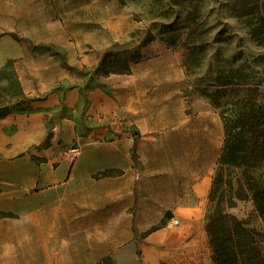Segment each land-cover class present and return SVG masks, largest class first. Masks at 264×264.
<instances>
[{"label": "crops", "instance_id": "obj_1", "mask_svg": "<svg viewBox=\"0 0 264 264\" xmlns=\"http://www.w3.org/2000/svg\"><path fill=\"white\" fill-rule=\"evenodd\" d=\"M111 7L104 24V0H0V69L13 61L32 106L0 117V258L214 264L204 224L213 169L193 162L211 147L206 135L212 145L213 111L198 104L180 51L153 40L128 72L82 91L47 47L74 39L88 51L70 66L97 64L136 28ZM105 170L115 173L95 176Z\"/></svg>", "mask_w": 264, "mask_h": 264}, {"label": "rangeland", "instance_id": "obj_2", "mask_svg": "<svg viewBox=\"0 0 264 264\" xmlns=\"http://www.w3.org/2000/svg\"><path fill=\"white\" fill-rule=\"evenodd\" d=\"M111 3L117 4L119 9L123 5L126 14L135 21L136 28L128 32L124 39L107 47L97 64L70 66L69 55L73 56L75 53L80 60L79 52L88 51V48L79 50L74 39L64 46L49 43V51L58 56L63 67L72 70L73 80L80 83L82 91L97 85L99 76L125 70L128 64L141 59L142 46L153 40L180 51L186 78L198 92L199 98L204 99L203 103L199 101L198 104L213 111V115H209V121L206 122V127L213 134L212 145L208 144L206 135V148L209 145L211 147L193 161L212 167L213 182L222 150L224 128L220 108L214 106L207 95L212 96L220 88L215 79L220 74L234 81L261 83L256 91L247 90L255 87V84L224 86L222 90L226 95L218 96L222 104L235 102L237 98L245 96L264 101V46L258 42L264 40V0H104V24L111 21V12H116ZM44 12L48 13L47 17L53 14L51 11ZM256 27L259 32L255 35L252 31ZM74 28L76 31L85 29L87 32L95 27L87 25ZM105 53L107 54L104 59ZM65 87L64 83L58 85L62 90ZM0 106H4L8 112L27 111L32 108L19 84L12 60L0 70ZM244 169L256 176L264 172L262 162L255 158L246 166L230 168L225 176L226 181L216 191L210 211L222 210L227 217H234L251 230L264 259V221L246 191L242 172ZM208 203L209 196L205 203V226ZM207 242L213 259L208 235ZM19 253V250L11 251L10 257L0 258V264L26 263L27 259Z\"/></svg>", "mask_w": 264, "mask_h": 264}, {"label": "trees", "instance_id": "obj_3", "mask_svg": "<svg viewBox=\"0 0 264 264\" xmlns=\"http://www.w3.org/2000/svg\"><path fill=\"white\" fill-rule=\"evenodd\" d=\"M252 32L256 35L259 30L256 27ZM11 35L17 39L16 35ZM258 42L264 46V40H258ZM106 54H104V59ZM7 64L0 70L4 69ZM129 65L125 70L116 73L128 72ZM215 79L220 88L214 91L212 96H207L214 106L220 108L224 140L215 168L206 214L205 229L212 247L213 261L214 264H264L263 256L251 230L245 228L234 217H227L222 210L210 211L216 191L219 185L226 181L225 176L228 175L230 168L246 166L253 158L260 160L264 166V101L245 96L237 98L235 102L222 104L218 96L226 95L222 90L224 86L255 84V87L247 90L256 91L261 83L234 81L220 74H217ZM0 112V117H2L10 111L0 106ZM242 172L245 176L243 178L246 191L264 221V172L258 176L245 169ZM114 173L112 170H105L96 173L95 176H108ZM216 204L219 205V202ZM101 264L113 263L110 258H105Z\"/></svg>", "mask_w": 264, "mask_h": 264}, {"label": "built area", "instance_id": "obj_4", "mask_svg": "<svg viewBox=\"0 0 264 264\" xmlns=\"http://www.w3.org/2000/svg\"><path fill=\"white\" fill-rule=\"evenodd\" d=\"M70 151H71V153L76 154L77 147L76 146L70 147ZM169 221H170V224H177L178 223V219L177 218H174V217L170 218Z\"/></svg>", "mask_w": 264, "mask_h": 264}]
</instances>
